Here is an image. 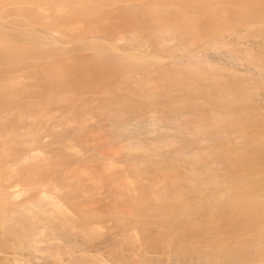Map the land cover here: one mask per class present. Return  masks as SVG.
I'll use <instances>...</instances> for the list:
<instances>
[{
    "label": "bare ground",
    "instance_id": "bare-ground-1",
    "mask_svg": "<svg viewBox=\"0 0 264 264\" xmlns=\"http://www.w3.org/2000/svg\"><path fill=\"white\" fill-rule=\"evenodd\" d=\"M0 264H264V0H0Z\"/></svg>",
    "mask_w": 264,
    "mask_h": 264
}]
</instances>
